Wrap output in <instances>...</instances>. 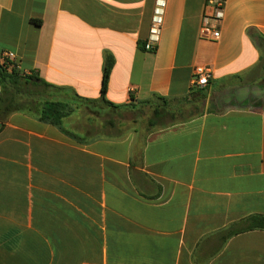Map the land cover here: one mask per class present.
<instances>
[{"label":"crops","instance_id":"crops-1","mask_svg":"<svg viewBox=\"0 0 264 264\" xmlns=\"http://www.w3.org/2000/svg\"><path fill=\"white\" fill-rule=\"evenodd\" d=\"M213 14L206 0H0V63L12 53L71 108L61 126L0 124V264H264L249 227L264 217V0ZM205 15L218 39L199 34ZM198 66L213 72L204 88ZM143 107L149 127L155 110H192L126 132Z\"/></svg>","mask_w":264,"mask_h":264},{"label":"trees","instance_id":"trees-1","mask_svg":"<svg viewBox=\"0 0 264 264\" xmlns=\"http://www.w3.org/2000/svg\"><path fill=\"white\" fill-rule=\"evenodd\" d=\"M114 65L112 56L104 58L103 73L100 87L99 101L111 105L105 100L109 77ZM264 66V61H263ZM0 124L13 113L25 112L37 116L39 120L61 126L63 118L69 114L71 108L66 104L54 99L51 94L52 86L44 82L34 73L24 74L18 70L17 65L5 58L0 63ZM161 100V98H158ZM82 103H91L89 100H79ZM161 112L154 111V118L159 119ZM155 124L150 122V126ZM67 134L71 135L69 132ZM249 227L264 230V217L256 218Z\"/></svg>","mask_w":264,"mask_h":264},{"label":"built area","instance_id":"built-area-1","mask_svg":"<svg viewBox=\"0 0 264 264\" xmlns=\"http://www.w3.org/2000/svg\"><path fill=\"white\" fill-rule=\"evenodd\" d=\"M206 5L213 9V17L216 20H221L223 18L225 0H206ZM164 15V3L158 2V5L154 9L153 17L151 20V25L149 29V34L147 41L144 45L145 51H152L155 47V44L158 43L161 33V26L163 23ZM209 19L208 16H203L200 32L199 34L204 36H211L213 39H218L220 37L219 31H214L209 28ZM6 58L11 60L14 63V55L7 54ZM213 77V72L210 68L204 66H198L194 69L192 86L195 88H204L206 87Z\"/></svg>","mask_w":264,"mask_h":264},{"label":"rangeland","instance_id":"rangeland-1","mask_svg":"<svg viewBox=\"0 0 264 264\" xmlns=\"http://www.w3.org/2000/svg\"><path fill=\"white\" fill-rule=\"evenodd\" d=\"M190 110L192 109H182L181 111L175 112L167 110V113H164L163 116L157 120V124L152 127H149L147 123L148 120L153 117L152 108L143 107L137 111H127L124 115V120L121 119L120 121H124L126 132H135L137 133V136L141 137L148 133L150 130H154L163 125H168L170 123H175L187 119L189 117L188 112H190Z\"/></svg>","mask_w":264,"mask_h":264}]
</instances>
